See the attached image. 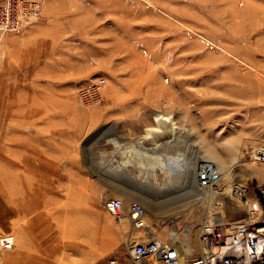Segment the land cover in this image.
<instances>
[{
	"label": "rangeland",
	"instance_id": "374dc122",
	"mask_svg": "<svg viewBox=\"0 0 264 264\" xmlns=\"http://www.w3.org/2000/svg\"><path fill=\"white\" fill-rule=\"evenodd\" d=\"M42 1L43 7L48 4L50 16L59 14L74 20L73 30L63 38L62 57L79 60L80 71L83 59L95 67L86 82L64 89L78 98L80 119L100 115L97 108L107 100L103 87V99L88 96L84 100L79 95L82 87L103 75L105 88L126 89L134 83L128 85L122 78L134 75L143 78L146 82L142 84L149 89L159 91L161 110L155 114L172 115L177 129L166 124L165 131L158 130L159 150L154 153L131 144L129 148L122 147V162H104L102 129L80 137V159L76 169H71V177L66 176L68 168L62 164L63 178L46 180L47 190H60L63 203L56 208L59 213L54 220L49 221L52 224L41 226L36 233L44 242L40 263L120 264L128 260L134 239L159 236L178 244L184 264H205L199 240L204 219L210 213L241 217L244 208L230 193L231 182L241 180L254 186L264 181V161H256L247 152L249 146L262 142L245 136L238 140L239 144L236 139L256 126L252 119L254 104L264 103V0ZM44 10L40 19L19 32L7 33L4 40L23 36L28 27L44 19ZM38 32L43 35L42 30ZM67 38L71 41H65ZM4 40L0 48V90L8 86L4 64L24 56L18 50L20 46L28 47L16 40L13 49L7 51ZM29 42L32 54L37 44ZM50 54L47 51L44 57ZM257 77L261 82L256 81ZM183 126L185 132L178 131ZM183 133L190 140V158L180 152L168 155L163 141L184 138ZM210 148L213 155L207 153ZM197 155L200 162H215L220 169L219 178L207 188H195L200 164ZM179 166L184 167L183 171L179 169L181 177H166L175 175ZM67 190L79 191L75 198L83 201V208L91 210L90 216L85 212L80 218L88 221L84 232L92 235V225H96V233L99 231L90 242L85 243L83 234L70 236L74 227L65 225L60 230L57 226L59 219L66 224L71 214ZM132 194L153 204L146 210L142 228L136 227L129 216H114L105 204L112 195L128 201ZM80 204H76L77 209L82 208ZM30 225H36V221ZM100 231L103 234L98 236ZM11 250L0 254L3 264H27L17 254H8Z\"/></svg>",
	"mask_w": 264,
	"mask_h": 264
},
{
	"label": "crops",
	"instance_id": "0c3cea01",
	"mask_svg": "<svg viewBox=\"0 0 264 264\" xmlns=\"http://www.w3.org/2000/svg\"><path fill=\"white\" fill-rule=\"evenodd\" d=\"M44 9V19L28 27L23 36L5 38L7 51L13 49L16 40H22L23 46L28 47L20 46L18 50L24 56L4 64L8 86L0 90V132L5 131V134L0 133V231L15 233V245L8 254H17L24 262L27 260V264H41L44 242L36 233L41 226L52 224L49 221L54 220L59 213L56 208L63 203L60 190H47L46 180L63 178L62 164L68 168L66 176L71 177V169H76L80 159V137H88L102 129L104 162H122L121 149L129 148V144L134 148L148 149L149 154L157 152L159 147L156 143L160 139L154 116L157 110H161L162 96L159 91L143 85L146 82L143 78L134 75L122 78L128 85L134 83L127 85L126 89L111 91L104 85L103 94L107 100L97 108L100 115L91 119L79 118L82 107L78 98L64 89L73 83L86 82V76L95 67L83 59L81 66L84 67L80 71L79 60L62 57L63 38L73 30L74 20L59 14L50 16L48 4ZM40 30L43 35L39 34ZM29 41L37 44L32 54ZM65 41L71 40L67 38ZM47 51L51 53L49 58L44 57ZM256 79L261 82V78ZM179 104L183 105V102L179 101ZM254 106L256 110L252 119L256 126L248 129L247 135L236 138L237 141L247 137L250 141L264 142V103ZM184 127L178 131L185 132ZM185 134L184 138L177 136L172 141L161 138L168 155L180 152L184 158H190V140L185 139ZM259 184L262 182L255 185ZM67 191L66 202L71 203V214L66 224L59 219L57 226L60 230L65 225L74 227L76 229L69 233L70 236L81 232L79 235L83 234L85 243L90 242L91 236L95 237L96 225H92L90 235L84 232L88 221L80 218L85 212L90 216L91 210L83 208V201L75 198L79 191ZM79 203L84 212L82 208L77 209ZM31 221H36L38 228L31 226ZM102 234L100 231L98 236Z\"/></svg>",
	"mask_w": 264,
	"mask_h": 264
},
{
	"label": "built area",
	"instance_id": "2783aa9c",
	"mask_svg": "<svg viewBox=\"0 0 264 264\" xmlns=\"http://www.w3.org/2000/svg\"><path fill=\"white\" fill-rule=\"evenodd\" d=\"M43 10L42 0H0V48L7 33L19 32L40 19ZM105 81V76L99 75L96 80L82 87L79 95L84 100L89 96L100 101L103 99L102 87ZM247 152L256 161H264V142L249 146ZM219 171L215 162H201L198 167L199 185H212L221 175ZM230 193L241 202L244 214L238 218L224 215L220 218L216 213L207 215L199 229L202 262L264 264V183L249 186L244 181L233 180ZM105 204L116 217L121 219L129 216L138 228L145 225L146 207L139 200L132 198L125 201L119 195H112L106 199ZM15 241L14 232L0 231V254L12 248ZM128 251V260L120 264H184L183 254L172 239L138 237L131 242ZM0 264H3L1 259Z\"/></svg>",
	"mask_w": 264,
	"mask_h": 264
},
{
	"label": "bare ground",
	"instance_id": "6f19581e",
	"mask_svg": "<svg viewBox=\"0 0 264 264\" xmlns=\"http://www.w3.org/2000/svg\"><path fill=\"white\" fill-rule=\"evenodd\" d=\"M155 119H156V123L158 124V130H163V131H165L166 130V128L165 127H163L164 125H168V126H170V128H174L175 130L177 129V125L175 124V121H174V118H173V116L172 115H165V114H163V113H161V112H157L156 114H155ZM167 126V127H168ZM165 128V129H164ZM171 130V129H170ZM149 134H150V131H149ZM171 140H172V138H170ZM125 151V150H124ZM200 153V152H199ZM208 154L210 153V154H212L213 155V153H214V151H213V149L212 148H210V150H209V152H207ZM197 154V153H196ZM199 155H201V154H199ZM199 155H197L198 157H197V159L199 160V162L201 161L200 160V156ZM197 160V161H198ZM206 160V159H205ZM196 162V161H195ZM198 162V163H199ZM206 162V161H205ZM127 163V162H126ZM201 163V162H200ZM179 169H182V167H178L177 168V170H178V172L177 173H175V175L174 174H167L166 175V177L167 178H169L170 180L171 179H174V178H178V177H181V174L179 173ZM176 170V171H177ZM168 172H169V170H168ZM166 174V173H165ZM150 175V174H149ZM154 175V174H153ZM157 176V175H156ZM219 176V175H218ZM150 177H152V176H150ZM197 183L198 184H196L195 185V188H196V186L198 185V187H201V188H205V187H202V186H200L199 185V181H197ZM194 186V185H193ZM193 186H191V188L190 189H192V188H194ZM207 188V187H206ZM189 190V189H188ZM186 192H187V190H186ZM132 197H131V199L132 198H134V199H137V200H139L141 203H143L144 205H145V207H146V210H148L149 209V207L151 206V204H152V202L150 201V200H148V199H146L145 197H142V196H140V195H137V194H132L131 195ZM237 201H239L238 199H236ZM240 202V201H239ZM241 203V202H240ZM153 205V204H152ZM241 206H242V204H240ZM167 208V207H166ZM223 214H220L219 216H220V218H221V216H222ZM115 216V215H114ZM223 217V216H222ZM78 235H79V233H78ZM175 235V234H174Z\"/></svg>",
	"mask_w": 264,
	"mask_h": 264
}]
</instances>
